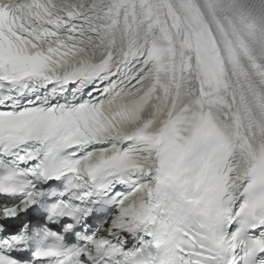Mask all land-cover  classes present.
Here are the masks:
<instances>
[{
    "label": "snow or ice",
    "instance_id": "snow-or-ice-1",
    "mask_svg": "<svg viewBox=\"0 0 264 264\" xmlns=\"http://www.w3.org/2000/svg\"><path fill=\"white\" fill-rule=\"evenodd\" d=\"M0 264H264V0H0Z\"/></svg>",
    "mask_w": 264,
    "mask_h": 264
}]
</instances>
